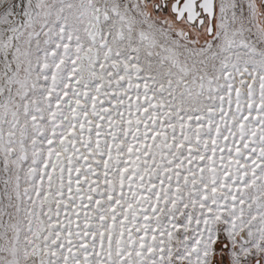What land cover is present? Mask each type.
I'll return each instance as SVG.
<instances>
[{
    "label": "snow or ice",
    "instance_id": "obj_1",
    "mask_svg": "<svg viewBox=\"0 0 264 264\" xmlns=\"http://www.w3.org/2000/svg\"><path fill=\"white\" fill-rule=\"evenodd\" d=\"M0 264H264V0H0Z\"/></svg>",
    "mask_w": 264,
    "mask_h": 264
}]
</instances>
